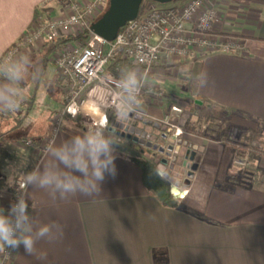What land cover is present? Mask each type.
I'll return each instance as SVG.
<instances>
[{
	"label": "crops",
	"instance_id": "obj_1",
	"mask_svg": "<svg viewBox=\"0 0 264 264\" xmlns=\"http://www.w3.org/2000/svg\"><path fill=\"white\" fill-rule=\"evenodd\" d=\"M70 1L74 0H0V61L18 42H22L19 57L45 54V44L25 42V36L52 18L66 16ZM205 6L219 15L211 36L224 43L235 40L240 49L205 50L193 59L175 57L155 66L138 113L127 118L118 115L122 119L113 121L118 126L109 125L123 137L116 130L122 123L131 126L128 119L133 117L138 121L135 128L151 140L157 129L162 137L165 134L163 117L178 98H193L201 106L199 120L207 129L190 125L168 170L171 186L182 193L175 197L179 208L164 206L146 188L141 167L131 159L138 154L116 152L117 174L106 175L100 192L91 197L77 193L53 201L46 190L27 188L29 214L40 223L61 225L64 234L55 242H37L46 259L26 254L21 246L11 264H157L163 258L169 264H264V154L260 152L264 148V0H208ZM43 58L47 68L52 54ZM201 72L208 75L204 88L195 86ZM56 83L61 96L47 101L46 132L38 139L26 136L3 145L0 207L5 213L11 202L9 182L46 163L48 144L90 131V123L97 121L89 109L90 120L81 126L68 117L65 127L46 143L52 116L64 105L58 70ZM151 86L165 90L166 96L154 95ZM18 88L25 102L17 114L0 111L5 127L22 120L34 102ZM196 118L193 113L191 120ZM24 139L46 143L45 148L22 150ZM241 146L247 149L240 157ZM136 150L149 153L140 146ZM240 159L247 164H238Z\"/></svg>",
	"mask_w": 264,
	"mask_h": 264
},
{
	"label": "built area",
	"instance_id": "obj_2",
	"mask_svg": "<svg viewBox=\"0 0 264 264\" xmlns=\"http://www.w3.org/2000/svg\"><path fill=\"white\" fill-rule=\"evenodd\" d=\"M207 1L181 0L171 6H164L153 0L148 5H144L143 1L138 16L125 24L114 40L107 41L98 38L92 32L91 25L107 9L109 0H74L70 1V12L66 16L52 18L31 35H26L25 42L44 41L45 43L47 39L60 36L59 33L70 35H79L88 31L92 33V39L87 44L84 45L79 41L76 44L69 42L53 54L52 60L57 65L59 78L63 83L65 101L62 109L51 119L50 135L46 143L65 127L66 117H70L73 121L80 118L86 104H90L92 110L103 109L100 117L96 122L90 123L89 128L93 129L97 125L108 126V116L114 111L104 105L117 103L119 91L111 81L113 78H118L115 70H118L117 63L120 59L130 61L132 68L138 69L146 85L155 66L163 65L175 57L193 59L205 50L230 52L240 49V43L235 40L224 43L219 38L211 36L219 15L215 9L205 6ZM21 43L18 42L10 47L3 55L0 64L19 57ZM111 66L116 67L112 69ZM151 91L160 98L166 96L165 90L161 88L156 89L151 86ZM143 94L144 88L140 98ZM24 102L25 99L21 97L19 109L6 111L5 114L19 113ZM170 112H181V109L174 104L171 105ZM169 116L167 114L162 122L169 123ZM175 128L172 134L165 133L164 142L160 144L161 150L158 151L159 168L166 170L167 174L175 157L176 146L183 136L182 127L175 126ZM171 138L175 141L172 149H170ZM44 145H39L32 139H24L20 142L22 150L25 151L34 146L45 148ZM236 162L242 166L247 164L243 159ZM23 180L24 178H19L15 181L16 184H13L10 191V206L17 198L19 186L26 193ZM171 191L174 197L182 195L176 192L173 186ZM17 250L6 249L0 252V264H11Z\"/></svg>",
	"mask_w": 264,
	"mask_h": 264
},
{
	"label": "clouds",
	"instance_id": "obj_3",
	"mask_svg": "<svg viewBox=\"0 0 264 264\" xmlns=\"http://www.w3.org/2000/svg\"><path fill=\"white\" fill-rule=\"evenodd\" d=\"M32 76V61L28 56H20L0 64V111L19 109L22 85ZM119 91L116 104L104 105L122 118L138 113L141 108L140 94L145 87L138 69L124 67L118 78L111 81ZM208 85V75L201 72L195 78V86ZM120 144L117 135L107 125H97L81 135L72 136L60 143L46 146L50 159L40 168L24 174V189L29 187L46 190L53 201L67 199L77 193L91 197L101 190L106 175L117 174L116 149ZM153 172L162 180H169L166 170L159 167ZM16 184L14 181L9 182ZM28 199L19 186L18 195L7 213L0 211V252L17 250L21 246L28 255H36L44 260L47 253L38 252L36 244L42 239L55 242L63 238V227L59 224L40 223L29 214Z\"/></svg>",
	"mask_w": 264,
	"mask_h": 264
},
{
	"label": "rangeland",
	"instance_id": "obj_4",
	"mask_svg": "<svg viewBox=\"0 0 264 264\" xmlns=\"http://www.w3.org/2000/svg\"><path fill=\"white\" fill-rule=\"evenodd\" d=\"M78 1H84V0H78ZM150 1L151 0H144V5H148ZM180 1L181 0H174L169 3H164V4L161 3V4L164 6H171L178 4ZM66 8L70 9V6ZM62 34L70 35L66 33H62ZM91 39L92 38L89 37L86 42L90 41ZM71 42L74 44L78 43L77 41H71ZM43 43L44 41L42 42V44ZM54 53H52V57ZM44 55H45L44 52L38 51L30 57L32 61V76L29 79H27V81L24 82L22 85H19L20 89L26 96H30L34 98V102L25 110L22 116V120L20 121L13 120L11 122L10 127L3 126L2 120H0V156L3 151V145L5 141L18 140L26 136H32L38 139L47 130V127L49 125V119H48L49 108L47 106V101L52 97L55 99L56 98L60 99L61 93L56 83L57 65H55L54 61H51L49 58L47 62V68H44L43 66ZM89 105L90 104H86L84 112H82L80 118L77 119L81 122V124H85V121L89 122L90 120L87 114L88 109L91 110L90 112L92 116L96 119L100 117V114L103 111L102 108H97L95 110H92ZM175 105H177L181 109V112H178V114L174 116H173V112L170 111L166 112L170 116L168 119L169 123L163 122L165 126L164 128L165 133L172 134L176 129L175 126H180L182 127L183 135H185V132H187L190 129V125L192 124H194L192 126L195 128V130L205 131L207 129V124L199 120L201 115L200 113L201 106L198 104L195 105L193 98L190 97L178 98V102ZM193 113L196 114L197 117L195 120H191ZM113 114H115V112ZM116 116L117 118H119L118 114H116ZM67 118L68 117H66V119ZM169 128L171 129L169 130ZM117 138L120 140V144L118 145L116 152H121V153L132 152L138 155L145 154L139 150H136V146H138V144L135 143L132 139L127 141L125 137L117 136ZM164 139L165 138L162 137L159 129H157L156 132H153L150 140L153 143L152 148H150L151 152L146 153L144 156L147 158L156 159L157 161L160 162V159L158 157L159 154L158 151L160 149V144L161 142H164ZM134 144L136 145L134 146ZM168 176L171 178L169 172H168Z\"/></svg>",
	"mask_w": 264,
	"mask_h": 264
},
{
	"label": "trees",
	"instance_id": "obj_5",
	"mask_svg": "<svg viewBox=\"0 0 264 264\" xmlns=\"http://www.w3.org/2000/svg\"><path fill=\"white\" fill-rule=\"evenodd\" d=\"M92 36L91 32L82 33L79 35H60L54 38L47 39L45 42V47L47 50L45 51V54L47 56L51 55L52 53L56 52L58 49H60L63 45L67 44L71 41H79L83 44H87V39ZM118 70H115V74L118 77L120 70L124 67H130L131 63L128 60L120 59L117 63ZM116 66H111L112 69H114ZM0 83H4L3 80H0ZM117 118L116 114H109L108 116V126L111 125L112 121H116ZM78 126H81V122L79 120L74 121ZM128 122L131 126L137 127L138 121L131 117L128 119ZM139 146V145H138ZM141 149H144L145 152H151V149L140 146ZM246 146H241L238 149V155L244 156L246 154ZM261 153L264 154V148L260 150ZM131 159L134 160L142 169L143 174V181L146 186V188L152 192L164 206L168 207H174L179 208L180 203L179 199L175 198L173 196V193L171 191V180H162L157 175L154 174L153 168L159 167L160 162L153 158H147L144 155H135L131 156ZM1 211V207H0ZM157 264H169L166 258H163L162 260L158 261Z\"/></svg>",
	"mask_w": 264,
	"mask_h": 264
},
{
	"label": "water",
	"instance_id": "obj_6",
	"mask_svg": "<svg viewBox=\"0 0 264 264\" xmlns=\"http://www.w3.org/2000/svg\"><path fill=\"white\" fill-rule=\"evenodd\" d=\"M144 0H109V5L104 13L92 23L91 30L98 37L107 41H112L116 38L119 30L127 24L129 21L135 19ZM158 3H169L174 0H153ZM114 126H118L117 123L112 122ZM112 129H115L114 127ZM117 134L132 139L139 146L152 148L153 143L148 136L136 129L134 126H128L122 123L119 130H116ZM166 134L163 135L165 137ZM174 139H170V149L173 148ZM161 150V149H159ZM176 151V149H175ZM193 155L191 156V158Z\"/></svg>",
	"mask_w": 264,
	"mask_h": 264
},
{
	"label": "bare ground",
	"instance_id": "obj_7",
	"mask_svg": "<svg viewBox=\"0 0 264 264\" xmlns=\"http://www.w3.org/2000/svg\"><path fill=\"white\" fill-rule=\"evenodd\" d=\"M177 192H179V190L176 188Z\"/></svg>",
	"mask_w": 264,
	"mask_h": 264
}]
</instances>
